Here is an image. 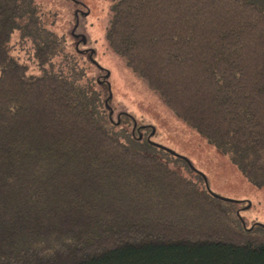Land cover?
<instances>
[{"label": "trees", "instance_id": "obj_1", "mask_svg": "<svg viewBox=\"0 0 264 264\" xmlns=\"http://www.w3.org/2000/svg\"><path fill=\"white\" fill-rule=\"evenodd\" d=\"M111 1L110 49L263 187L264 0ZM38 11L0 0V264H264V224L105 127Z\"/></svg>", "mask_w": 264, "mask_h": 264}, {"label": "rangeland", "instance_id": "obj_2", "mask_svg": "<svg viewBox=\"0 0 264 264\" xmlns=\"http://www.w3.org/2000/svg\"><path fill=\"white\" fill-rule=\"evenodd\" d=\"M32 2L39 10V25L60 48L54 57L55 67L66 70L67 63L70 67L75 64L84 73L88 93L108 102L100 112L109 131L132 146L158 155L201 189L223 199L245 226L264 224V186L252 185L227 156L178 119L159 94L110 49L106 31L111 0ZM11 43L12 54L36 72L32 44L21 41L18 33ZM135 127L137 140L132 132Z\"/></svg>", "mask_w": 264, "mask_h": 264}, {"label": "water", "instance_id": "obj_3", "mask_svg": "<svg viewBox=\"0 0 264 264\" xmlns=\"http://www.w3.org/2000/svg\"><path fill=\"white\" fill-rule=\"evenodd\" d=\"M216 196V195H215ZM218 197V196H217Z\"/></svg>", "mask_w": 264, "mask_h": 264}]
</instances>
